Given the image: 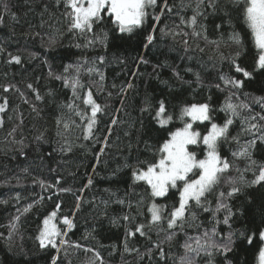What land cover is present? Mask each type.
Here are the masks:
<instances>
[{
  "label": "trees",
  "instance_id": "1",
  "mask_svg": "<svg viewBox=\"0 0 264 264\" xmlns=\"http://www.w3.org/2000/svg\"><path fill=\"white\" fill-rule=\"evenodd\" d=\"M207 2L201 6L203 14L197 16L195 31L199 35L192 34V26L181 23L182 18L190 21L195 14L197 0H168L173 11L165 10L156 21L153 17L162 6V0H158L156 8L148 9L143 25L132 33H120L111 17L106 16L93 32L107 33V47L100 43L83 47L86 38L68 30L63 2L57 5L56 0H0V104L7 100L5 111L0 112V264H52L53 257L57 258L56 264H179L187 237L212 227V213L193 204L197 219L189 218L185 229H177L171 241L166 239V221L162 224L165 231L146 227L147 237L138 233L126 237L127 230H134L137 223H148L152 202L164 205L168 211L178 202L175 189L165 197H151L146 184L133 182L132 171L146 168L159 158L158 149L170 132L183 127L180 111L184 106L208 103L213 121L222 125L228 114L220 109L234 93L233 103L249 105L241 117L264 113V108L255 102V98L264 97V70L256 69L258 50L243 20L244 4L217 0L214 10L207 7ZM233 33H239L241 44L232 40ZM149 34L153 36L151 44L147 42ZM237 53L236 62L252 72L251 78L234 71L231 59ZM10 54L20 56L22 63H8ZM100 56L104 63L97 61L95 67L103 73V80L86 71ZM84 60L89 61L80 74L84 88L75 103L90 114L83 96L91 89L93 99L103 108L89 140L83 139L80 118L65 106L73 100L71 88L54 78L65 74L67 65L83 64ZM222 75L242 79L244 86H226L220 79ZM4 87L10 90L5 92ZM36 93L41 100L36 99ZM161 100L173 117L164 127L154 119ZM146 105H150L149 111H143ZM58 118L76 124L68 131L61 126L58 135ZM113 119L117 121L115 125ZM193 127L203 134L209 124L197 122ZM229 136L220 145L221 155L232 164L225 176L238 178L243 172L246 181L253 179L252 171L244 172L250 161L233 157L232 153L254 137L242 132L241 119L234 120ZM231 137H238L240 144ZM189 147L203 158L202 147ZM250 152L253 160L264 163V142L257 139ZM240 187L241 192L226 201L233 213L231 227L217 225L224 237L233 233L231 251L227 256L216 254L213 264H259V251L264 247L259 238L264 231V187ZM229 190L230 185L222 182L207 195L213 209L217 192ZM121 200L123 204L118 202ZM57 204L60 209L56 226L67 232L57 240L59 251L50 246L41 248L37 239L43 220L56 211ZM124 215L135 219L125 221ZM224 215L221 210L216 218L222 221ZM64 217L72 221L71 230L62 223ZM126 238L128 248L138 249L139 254L124 250ZM60 239L65 241L63 245ZM157 243L166 253L164 259L155 247ZM197 264H208V257L201 255Z\"/></svg>",
  "mask_w": 264,
  "mask_h": 264
},
{
  "label": "snow or ice",
  "instance_id": "2",
  "mask_svg": "<svg viewBox=\"0 0 264 264\" xmlns=\"http://www.w3.org/2000/svg\"><path fill=\"white\" fill-rule=\"evenodd\" d=\"M57 5L63 2L64 8L67 10L64 15L69 20L68 30L70 32L79 33L86 38V43L83 47H90L96 43H100L107 47V33L101 32L97 35L93 32L95 25L101 24L105 17H111V22L116 26L120 33H132L134 28L141 27L145 22L146 17L149 15V8H156L158 0H56ZM240 3L244 4L242 9V15L244 23L251 32V36L258 50V58L256 59V69L264 70V0H234L235 5ZM205 4V0H197L195 14L191 17L190 21L181 19V23H187L193 27V35H199L195 31V25L197 24V16L202 15L201 6ZM207 7L216 9L217 0H208ZM7 9V5H5ZM165 10L168 13L173 11V7L169 5L168 0H162V6L160 13L153 17L154 20L159 21L160 16L164 14ZM3 17L0 16V21ZM219 27V26H218ZM89 34H92L89 37ZM36 35H39L38 33ZM232 40L236 44H241L239 33H233ZM148 44L153 42V36L149 34L147 36ZM187 43V41H185ZM76 47H81L77 44ZM0 52L3 49L0 48ZM236 57L231 59L232 66L236 73H242L244 78H251L252 72L246 70L239 63ZM97 61L101 64L104 63V57L100 56L97 60L91 62L92 66H88L86 71L89 74L95 73L99 75L100 80L104 79L103 73L99 68L95 67ZM143 63H148L146 60H142ZM8 63L21 64V57L18 55L12 56ZM89 61L84 60L83 64L77 63L76 65H67L64 68V73L56 75L54 78L62 80L64 87L71 88L73 94V100L65 105L75 116L80 118V122L84 125L83 139L89 140L93 137V130L97 124V114L103 112V108L93 99V93L91 89H88L83 96V104L90 106V114L85 110H81L75 103L76 100H80L81 96L79 91L84 88L81 83L80 74L84 65H88ZM70 70L73 72L70 74ZM178 78L179 73H174ZM49 75H53L51 72ZM220 79L226 86H231L235 89H240L244 86V80L236 79L229 75H222ZM199 80V75H197ZM27 87L33 92L36 89L32 84H28ZM132 87L131 84L128 85ZM217 87H220L217 85ZM9 87H4V91H9ZM232 95L230 94L224 105L221 107V111L228 114V118L224 123L218 124L213 121L211 116V109L208 103H191L184 106L180 111V119L183 121V127L170 132L169 138L158 149L159 158L147 165L146 168H134L132 171L133 182H143L150 189V196L154 198H162L169 194L170 189H175L178 193V202L172 206V209L168 211L164 205L152 202L148 207V213L150 214V220L147 224L137 223L134 230L128 229L126 237H134L138 233L140 236H148L145 231L146 227L151 230L153 226L158 227L161 231L163 229L162 224L166 221V239L171 241L174 236L177 235V229L183 231L185 226L189 223V218L192 221L197 219L196 213L192 211V205L201 208L204 212L212 213V227L204 228L202 232H199L195 236H188L184 241L182 248L184 254L179 257V264H197V258L201 255L208 257V264H213V258L216 254L227 256V253L231 251V244L233 243V233L230 231L226 237L217 231V225L223 223L229 225V220L233 215L230 206L226 201L241 192L240 185L250 187L253 185H260L264 187V163H257L256 160L251 158L250 148L256 144V140L259 139L264 142V113L250 114L248 116L241 117V112L245 109H249L248 104H235L232 102ZM36 99L41 100L42 97L36 93ZM27 102V100H25ZM255 102L258 103L261 108H264V97L255 98ZM7 106V100L5 99L3 104H0V112H4ZM36 110L35 108L33 109ZM150 105H146L143 111H149ZM250 111V110H249ZM154 119L161 127L168 125L173 119L171 114L167 113L166 103L164 100L159 101L158 107L155 111ZM235 119H241V129L244 134H250L254 138L247 141L245 144L240 145L238 151L232 153L233 157L246 158L250 161L249 166L244 169V172L252 171L253 179L245 180L243 172L238 178H231L225 176L231 167V162L223 157L220 152V145L223 141H228L229 128L233 125ZM208 122L209 127L206 133L196 130L193 125L195 123ZM117 123L116 119L112 120V124ZM75 121L57 119L58 135L59 129L62 126L65 131H68ZM15 131V129L13 130ZM109 129V134H110ZM40 137H38L39 139ZM231 140L240 144L238 137H231ZM189 146L202 147L203 158H199L195 150H190ZM68 151L71 150L69 147ZM103 152V149H101ZM237 171H240L237 169ZM222 182H226L230 185V190L227 192L218 191L216 197V206L213 209L210 202L207 200V195L217 190ZM59 183V181H57ZM92 181L89 179L88 184L91 185ZM42 187L45 186L43 181H40ZM47 187H54L53 185H47ZM61 191H69V189H61ZM43 199V197L41 198ZM124 203L123 200L118 201ZM31 207V206H29ZM131 207V205H129ZM79 208V204H77ZM60 205H56V211H53L47 218L43 220V227L37 237L41 248L51 247L58 248L57 240L62 236H66L67 232L62 231L53 222L57 216ZM221 210L225 211L223 220L216 218L217 213ZM27 211V209H25ZM123 220L133 221L135 218L130 215H124ZM19 219V217H17ZM62 223L67 226L69 230L72 229L73 223L67 217H64ZM197 229L200 225H195ZM259 238L264 241V231L259 233ZM248 242H252V237H249ZM59 243L63 245L65 241L59 240ZM75 247H81L79 244ZM155 247L159 249V255L161 259H164L166 253L159 243L155 244ZM125 251H136L139 254L138 249H129L127 246V238L125 240ZM91 251V249H86ZM151 254V249L148 250ZM56 257H53L52 264H56ZM99 259V254H97ZM259 264H264V248L259 251ZM101 264L103 262L101 261Z\"/></svg>",
  "mask_w": 264,
  "mask_h": 264
},
{
  "label": "rangeland",
  "instance_id": "3",
  "mask_svg": "<svg viewBox=\"0 0 264 264\" xmlns=\"http://www.w3.org/2000/svg\"><path fill=\"white\" fill-rule=\"evenodd\" d=\"M55 224H56V222H55V220L53 221ZM264 242V241H263ZM264 248V247H263Z\"/></svg>",
  "mask_w": 264,
  "mask_h": 264
}]
</instances>
